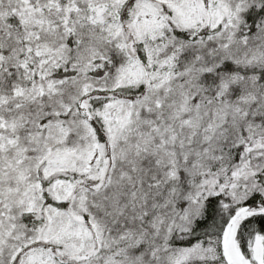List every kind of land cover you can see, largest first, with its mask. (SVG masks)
Returning a JSON list of instances; mask_svg holds the SVG:
<instances>
[{
    "label": "snow or ice",
    "instance_id": "obj_1",
    "mask_svg": "<svg viewBox=\"0 0 264 264\" xmlns=\"http://www.w3.org/2000/svg\"><path fill=\"white\" fill-rule=\"evenodd\" d=\"M0 264H264V0H0Z\"/></svg>",
    "mask_w": 264,
    "mask_h": 264
}]
</instances>
